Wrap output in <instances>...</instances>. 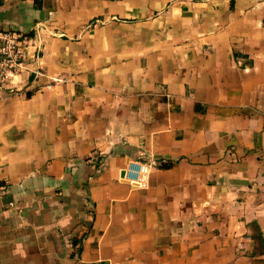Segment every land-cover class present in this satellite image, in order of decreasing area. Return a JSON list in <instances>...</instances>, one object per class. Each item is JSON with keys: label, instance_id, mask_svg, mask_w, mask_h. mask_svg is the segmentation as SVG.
Masks as SVG:
<instances>
[{"label": "crops", "instance_id": "obj_1", "mask_svg": "<svg viewBox=\"0 0 264 264\" xmlns=\"http://www.w3.org/2000/svg\"><path fill=\"white\" fill-rule=\"evenodd\" d=\"M37 24L44 75L0 90V264H264V0H0Z\"/></svg>", "mask_w": 264, "mask_h": 264}, {"label": "built area", "instance_id": "obj_2", "mask_svg": "<svg viewBox=\"0 0 264 264\" xmlns=\"http://www.w3.org/2000/svg\"><path fill=\"white\" fill-rule=\"evenodd\" d=\"M35 32V35L27 36L5 30L0 26V90L9 86L13 87V82L24 72L32 71L37 78L44 75L40 68L38 53L43 48L40 35L46 33L47 28L43 24H37ZM28 48H31V53L27 52ZM29 59L33 62H29ZM28 63L33 65L32 70L28 67ZM153 166H155L154 163L129 162L123 169V175L119 181L133 189H144L148 184ZM7 194V185L0 183V201Z\"/></svg>", "mask_w": 264, "mask_h": 264}, {"label": "water", "instance_id": "obj_3", "mask_svg": "<svg viewBox=\"0 0 264 264\" xmlns=\"http://www.w3.org/2000/svg\"><path fill=\"white\" fill-rule=\"evenodd\" d=\"M122 175H123V174H122ZM1 200H2V202L5 203V204H8V203L11 202V198H9V197H4V198H2Z\"/></svg>", "mask_w": 264, "mask_h": 264}]
</instances>
